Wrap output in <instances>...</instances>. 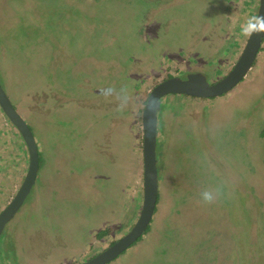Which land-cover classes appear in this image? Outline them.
Segmentation results:
<instances>
[{"label": "rangeland", "instance_id": "374dc122", "mask_svg": "<svg viewBox=\"0 0 264 264\" xmlns=\"http://www.w3.org/2000/svg\"><path fill=\"white\" fill-rule=\"evenodd\" d=\"M259 7L0 0V84L43 155L36 186L0 239V264H84L127 235L144 200L138 112L170 78H225ZM263 129L264 44L224 97L163 99L159 205L144 237L109 264H264ZM21 137L0 107V214L29 169ZM214 188L218 197L204 202Z\"/></svg>", "mask_w": 264, "mask_h": 264}, {"label": "water", "instance_id": "95a60500", "mask_svg": "<svg viewBox=\"0 0 264 264\" xmlns=\"http://www.w3.org/2000/svg\"><path fill=\"white\" fill-rule=\"evenodd\" d=\"M258 16H264V0H260ZM263 44L264 33L251 35L232 71L215 84H210L205 75L195 73L188 75L184 79L179 77L170 78L160 84L158 83L152 89L142 113L144 200L140 216L127 235L84 264H109L142 239L151 226L156 213L155 211L157 210L160 192L157 134L159 128V113L162 109L163 99L171 95L211 99L231 92L246 78L253 68ZM0 107L10 122L20 132L21 138L27 146L30 158L29 169L21 188L8 207L0 214L1 239L6 227L23 208L37 184L40 173V158L39 147L30 126L18 113L1 84Z\"/></svg>", "mask_w": 264, "mask_h": 264}, {"label": "clouds", "instance_id": "9594fccd", "mask_svg": "<svg viewBox=\"0 0 264 264\" xmlns=\"http://www.w3.org/2000/svg\"><path fill=\"white\" fill-rule=\"evenodd\" d=\"M241 30L246 35H256L260 33H264V16H253L248 19V21L242 25ZM112 90L109 89V92ZM188 97V96H187ZM122 103L121 107L127 103L128 97L123 95L121 97ZM218 188H214L212 190H205L201 193L202 199L206 203L213 202L218 197Z\"/></svg>", "mask_w": 264, "mask_h": 264}, {"label": "trees", "instance_id": "16d2710c", "mask_svg": "<svg viewBox=\"0 0 264 264\" xmlns=\"http://www.w3.org/2000/svg\"><path fill=\"white\" fill-rule=\"evenodd\" d=\"M114 79H115V78H114ZM114 79H113V80H114ZM113 80H109V82H112ZM116 82H117V81H116ZM136 82H137V81H136ZM117 83H119V81H118ZM118 88H119V87H113V88H111V89H113V90H118ZM95 89H97V88L95 87ZM93 91H94V90H93ZM222 97H224V96H222ZM160 113H161V112H160ZM136 120H137L139 123L142 122V112H141V110L138 112V115H137V117H136ZM260 134H262V136L264 137V129L261 131ZM39 158H40V164H41V162H43V155L41 156V155L39 154ZM158 205H159V202H158ZM158 205H157V207H158ZM106 234H108L106 230H105V231H102V232L99 234V238L104 237Z\"/></svg>", "mask_w": 264, "mask_h": 264}, {"label": "bare ground", "instance_id": "6f19581e", "mask_svg": "<svg viewBox=\"0 0 264 264\" xmlns=\"http://www.w3.org/2000/svg\"><path fill=\"white\" fill-rule=\"evenodd\" d=\"M251 71V70H250ZM249 74V73H248ZM247 77V76H246ZM245 80V79H244ZM235 89V88H234ZM228 94V93H227ZM227 94H225V95H227ZM177 96V95H176ZM180 96H184V95H180ZM224 96V95H223ZM222 97V96H221ZM217 98H219V97H217ZM217 98H211V99H217Z\"/></svg>", "mask_w": 264, "mask_h": 264}, {"label": "flooded vegetation", "instance_id": "af4514ba", "mask_svg": "<svg viewBox=\"0 0 264 264\" xmlns=\"http://www.w3.org/2000/svg\"><path fill=\"white\" fill-rule=\"evenodd\" d=\"M94 258H95V257H94ZM92 259H93V258H92ZM92 259H91V260H92ZM89 261H90V260H89Z\"/></svg>", "mask_w": 264, "mask_h": 264}]
</instances>
